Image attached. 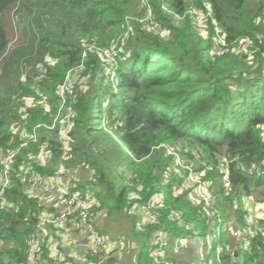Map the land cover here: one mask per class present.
Here are the masks:
<instances>
[{"label":"trees","instance_id":"16d2710c","mask_svg":"<svg viewBox=\"0 0 264 264\" xmlns=\"http://www.w3.org/2000/svg\"><path fill=\"white\" fill-rule=\"evenodd\" d=\"M190 10L210 14L206 36ZM214 21L226 38L221 55L213 53ZM243 38L252 44L236 52ZM114 44L117 53L108 59L103 48ZM87 45L94 47L83 56ZM263 52L264 0H0V165L20 146L19 131L53 122L60 87L82 65L72 86L77 96L67 156L56 129L42 130L16 157L0 205V245L7 242L0 264H24L28 238L45 211L46 203L21 182L26 164L42 176L61 167L90 168L76 184L94 192L100 212L122 210L132 218L141 240L136 264H165L152 256L160 230L169 237L171 264H193L196 237L215 231L231 246L222 264H262L264 218L248 208L264 202ZM168 147L204 170L215 215L191 199ZM38 152H46L44 161L29 162ZM155 193L164 196L165 207L157 221L142 225L131 209ZM244 227L250 248L242 246ZM180 238L195 242L188 259L173 249ZM86 256L101 263L115 258Z\"/></svg>","mask_w":264,"mask_h":264},{"label":"built area","instance_id":"2783aa9c","mask_svg":"<svg viewBox=\"0 0 264 264\" xmlns=\"http://www.w3.org/2000/svg\"><path fill=\"white\" fill-rule=\"evenodd\" d=\"M145 1L148 2V0ZM147 12L150 16V10ZM209 15L207 13L198 18V21L205 26L206 33H208ZM192 16L194 17L193 14ZM176 17H178V15ZM215 24L216 44L213 53L221 55L225 51L226 38L221 27H219L216 22ZM155 28L158 29L159 27L156 26ZM238 43L239 44L234 47V50L236 52H244L249 49L252 40L250 38H243L240 39ZM93 47L94 45H87V48L83 51V56H88V52L91 51ZM116 53L115 44L109 48H103V54L107 58L113 59ZM81 67L82 65L69 73L66 82L60 87L59 95L62 103L53 122L50 125L39 123L31 130L24 129L19 131L20 146L17 149L9 150L2 158L0 173V205L4 202L6 188L11 184L13 165L20 149L31 142H37L39 140L40 128L46 127L51 130L58 129L57 120L61 116V111L65 110L68 106L71 108V113L65 117V119L68 120V126L64 130V133H62V131L60 132L61 135L59 137L64 145V157L67 156L70 149L68 137L73 124L71 116L74 114L72 104L76 101L77 96L72 87L73 85L70 77L73 75L76 76ZM186 150H188V148H186ZM44 153L46 156V152L41 154ZM168 153L173 156L172 167L175 168V172H178L185 186L190 188L189 195L194 203H202L204 206L212 208L210 214L212 216L215 215L217 210H215L212 205L213 196L208 188L210 183L204 180V170H196L189 161H185L182 158L180 152L176 148L168 147ZM45 156L42 161H44ZM224 161L227 162V158H225ZM20 168L22 169L20 179L21 182L25 184L27 191L32 195L38 196L46 203L45 211L40 215L36 224V230L31 233L28 238L27 256L24 264H69L72 256L65 251V248V250L63 249L61 241L71 232L78 233L86 239V250L93 256L104 258L114 256L113 249L107 247L104 234L101 233L97 225V219L101 213L98 210L100 202L93 191L77 186V181H72V179L64 175L65 172H69L64 167H61V169L51 176L36 174L30 164L21 165ZM223 170L225 172L224 179L226 180L229 176L228 168L225 167ZM164 207V196L155 193L152 194L146 202L133 206L131 212L140 218L138 221L140 224L146 225L149 222L157 221L159 217L158 209ZM171 215L181 224L186 225L191 230L194 229L195 225L190 222L186 223L180 211L172 210ZM139 228L141 227L139 226ZM241 231L245 235L242 246L250 248L252 241L250 230L244 227ZM194 233L197 234V232ZM152 241L154 245L152 256L154 259L158 262L171 264V261L166 259V250L169 248L168 234L160 230L155 234L154 238H152ZM185 241L188 242L187 239L180 238L179 243ZM213 241H216L214 245H212ZM195 242L196 253L199 257L198 260L200 264H222L221 254L225 249L228 251L231 249L229 244L222 242L218 231L213 232L211 236L208 235V239H205V237H196ZM175 253L177 252L175 251ZM262 264H264V258Z\"/></svg>","mask_w":264,"mask_h":264},{"label":"rangeland","instance_id":"374dc122","mask_svg":"<svg viewBox=\"0 0 264 264\" xmlns=\"http://www.w3.org/2000/svg\"><path fill=\"white\" fill-rule=\"evenodd\" d=\"M207 6L209 7V5H207ZM141 7L142 6L139 5V10L141 9ZM190 13L193 14V11L190 10ZM199 13L200 14H197V16L195 14H193L194 15L193 19H194L195 24L199 27V29L202 30L201 32L206 36L207 33H206L205 26H203V24L198 21V18L202 17L204 15V13H202V12H199ZM147 14H148V12H147ZM11 19H13V23H15V21L17 19L16 15H13L11 17ZM14 36H15V34L13 35V38H14ZM108 61H110V60H108ZM23 77H24V75H23ZM74 77H70L72 85L76 84V81L78 79V78H76V76H74ZM26 101L31 102V99H27ZM58 110H57V112H58ZM70 113H71V108H69L68 106L65 108V110L61 111V116L57 120L58 121V136L59 137L61 135L60 132L62 131V133H64V130L68 126V120L65 119V117L68 116ZM72 116H71V120H72ZM40 123L45 124V125H50L48 123H43V122H40ZM37 124H39V123H37ZM42 130L49 133V134L52 133L51 129H48L46 127H42L39 129L40 137H41V133L43 132ZM44 156H45V153L40 154L38 152L35 156H33L29 160V162H31V163L32 162H41V160L43 159ZM71 171L67 173V177L72 179L73 176L77 175L74 177L76 179V181H78V180L83 181V180H85V178H87V176H90V168H89V170L86 168L84 171L83 170L80 171L79 169H74L73 172H71ZM0 173H1V165H0ZM79 173H81L82 176ZM253 205H254L253 207H251L252 206L251 205L248 208L249 213H251V211L253 209V213H255V217H257L258 219L264 218V202L256 203ZM102 218H105L106 223L101 226L100 221ZM97 221H98L101 233H103L105 235L104 236L105 237V244L107 245V247L113 249L115 251V253H116V251H118L117 256L115 255V258L113 260H111L109 262H104V263L94 262L92 260H88V258L85 257L86 251H87L86 248L81 247L83 243H82V240L79 236L80 234L78 235L74 232V234H71L70 237L67 236L66 244L63 246L67 251H69L70 256H72L71 259H73L72 261L75 262L74 264H136L137 255L139 253V247H138L139 241H141V240L139 237L136 238L138 235L136 236V234L134 232V228L132 225V223H133L132 218L127 217L122 210H117L112 215H108L105 212H101ZM258 224L259 223H257V225ZM176 241H178V240L176 239L175 242ZM187 241L188 242L185 241V242L179 243L177 246L174 243L175 247L173 249H174V251H176L178 253V257H182V255H183V256L187 257V259H188L189 254L192 253V251H193V245L192 244H194L195 242L193 240L192 241L187 240ZM62 244H64V242ZM6 246H7V242H6V240H3L2 244L0 245V250H2V248L6 247ZM194 250H195V248H194ZM75 252H79L80 254H84V253L85 254L82 255V257H78L77 256L78 254H76ZM72 253H74V254H72ZM193 264H200V263L197 259H194Z\"/></svg>","mask_w":264,"mask_h":264},{"label":"crops","instance_id":"0c3cea01","mask_svg":"<svg viewBox=\"0 0 264 264\" xmlns=\"http://www.w3.org/2000/svg\"><path fill=\"white\" fill-rule=\"evenodd\" d=\"M104 212V211H103ZM106 213V212H105ZM140 220V218H138V221ZM106 223V221H105V218H102L101 219V221H100V224H101V226L103 225V224H105ZM97 225L99 226V224H98V221H97ZM71 234H74V232H71V233H69L67 236L68 237H70V235ZM76 234H78V233H76ZM79 235V234H78ZM67 236H66V238H64L61 242L63 243L64 242V244H62V247L66 244V239H67ZM80 236V238H81V240H82V248L83 247H85L86 248V246H85V243H86V239L84 238V237H82V235H79ZM105 236V235H104ZM85 240V241H84ZM114 247V246H113ZM63 249H64V247H63ZM87 249V248H86ZM65 250V249H64ZM67 253H69V251H67V250H65ZM87 252V251H86ZM113 254H114V256L116 255L117 256V252L118 251H116V253H115V251L113 250ZM76 254H78L77 256L78 257H82V255H84V254H80L79 252H75ZM72 254H74V253H72ZM86 258H87V256H85ZM73 259H70V263L69 264H74L75 262H73L72 261ZM100 262V261H99ZM106 262H108V261H106ZM101 263V262H100Z\"/></svg>","mask_w":264,"mask_h":264}]
</instances>
